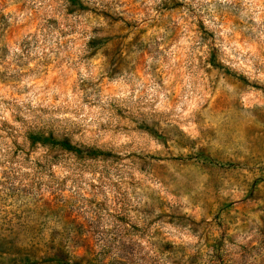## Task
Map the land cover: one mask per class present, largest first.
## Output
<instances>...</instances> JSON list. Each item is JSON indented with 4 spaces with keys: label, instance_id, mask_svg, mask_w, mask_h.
<instances>
[{
    "label": "clouds",
    "instance_id": "clouds-1",
    "mask_svg": "<svg viewBox=\"0 0 264 264\" xmlns=\"http://www.w3.org/2000/svg\"><path fill=\"white\" fill-rule=\"evenodd\" d=\"M0 264H264V0H0Z\"/></svg>",
    "mask_w": 264,
    "mask_h": 264
}]
</instances>
